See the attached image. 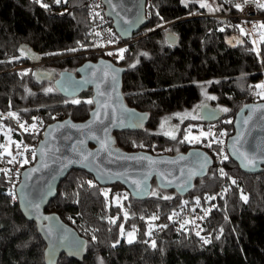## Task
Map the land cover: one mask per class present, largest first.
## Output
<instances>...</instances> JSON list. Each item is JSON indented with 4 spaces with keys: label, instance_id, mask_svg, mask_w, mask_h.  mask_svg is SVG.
I'll list each match as a JSON object with an SVG mask.
<instances>
[{
    "label": "trees",
    "instance_id": "trees-1",
    "mask_svg": "<svg viewBox=\"0 0 264 264\" xmlns=\"http://www.w3.org/2000/svg\"><path fill=\"white\" fill-rule=\"evenodd\" d=\"M91 1L0 0V129L12 130V154L21 143L20 123L36 121L47 127L58 120L83 122L88 118L93 103L86 101L92 100L91 92L79 95L76 104L54 83L61 73L75 74L78 67L98 56L125 71L121 85L125 104L150 118L141 132L114 134L117 149L151 155L185 153L192 147L184 140L188 126L207 132L213 127L214 137L223 144L212 142L208 147L207 139H202L207 147L198 148L205 150L213 163L184 197L159 189L152 180L151 192L170 194V199L151 192L147 197L132 198L118 183L102 188L86 172L74 170L61 182L44 212L58 215L86 240L83 264H264V172L246 175L229 158L221 163L225 141L234 132L236 113L262 91L256 86L264 84V39L258 34L264 8L257 7L260 41L255 45L234 19L239 9L235 5L245 0H215L213 14L194 0H147V26L130 41H118L125 45L120 59V49L111 51V56L101 52L104 45L93 36L89 18ZM248 2L260 4L259 0ZM168 32L176 36L175 46L166 43ZM24 52L33 54L39 66L32 67ZM39 69L50 77L38 80L35 73ZM48 88L53 91L46 92ZM203 92L216 97L210 103L213 108L229 109L221 111L220 121L178 123L180 132L175 140L159 132L166 120L198 107ZM9 112L16 113L19 121L7 118ZM229 120L232 123H226ZM221 132L227 134L220 136ZM23 138L32 141L29 135ZM37 138L40 141L42 135ZM8 159L11 157L1 156L0 169H10ZM220 168L228 175L221 176ZM6 179L0 172V264H45V244L36 225L24 219L18 202L7 195ZM242 193L247 201L241 199ZM209 196L215 199H206ZM117 198L122 208L117 206ZM205 209H211L207 216ZM179 211L200 218L177 226L169 217ZM152 216L158 219L152 220ZM110 218H117L116 222L110 223ZM128 233L134 235L132 243L125 239ZM58 264L77 263L62 256Z\"/></svg>",
    "mask_w": 264,
    "mask_h": 264
},
{
    "label": "water",
    "instance_id": "water-1",
    "mask_svg": "<svg viewBox=\"0 0 264 264\" xmlns=\"http://www.w3.org/2000/svg\"><path fill=\"white\" fill-rule=\"evenodd\" d=\"M101 1L105 18L111 22L113 30L121 40L130 41L134 35L147 26V0H111V3L108 0ZM165 41L169 46L177 44L176 36L170 32L165 34ZM113 70H115V80L112 79ZM105 72L108 76L102 79ZM124 74L125 71L112 62L99 59L96 62H85L77 68L75 74L61 73L54 83L63 96L71 99L91 90L94 102L85 121L74 122L71 119H63L45 127L42 139L36 147L34 164L21 173L16 192L17 202L21 215L27 222L36 225L45 244V264H58L62 256L77 264H83L86 254V240L61 221L58 215L44 212L56 197L59 185L71 171L86 172L102 188L118 183L132 198L147 197L151 192L152 180L156 181L159 189L174 191L184 197L193 189L195 181L205 177L212 166L211 156L198 147H191L185 153L174 156L151 155L143 151L125 152L115 147L114 134L141 132L146 128L150 119L147 113L139 112L125 104L121 93ZM35 77L38 80H44L50 76L46 72L37 71ZM85 80L90 82L83 83ZM261 106H264V101L243 106L234 117L233 134L225 141V152L229 159L246 175H258L264 172V152H262L264 149V120L260 119L264 107ZM252 107L259 110L253 113ZM97 112L98 117L95 115ZM249 115L253 118L245 126L242 121ZM200 117L204 123L215 124L221 120L222 113L219 109L203 105L200 108ZM104 129L107 131L105 132ZM239 133H243L247 141L245 148L250 152L254 151L257 155V162L254 166L242 167L241 161L232 155L233 138ZM93 136L97 138L93 139ZM80 141H83V144ZM101 141L107 144V149H101ZM73 146L76 151H73ZM42 150L44 155H41ZM81 152L93 155L87 160H82ZM197 154L206 157L209 161L203 169L200 168ZM125 157L150 159H126ZM32 169H37V171L32 172ZM135 180L142 181L139 189L133 183ZM37 189L46 195L39 201V210L35 212L26 209L24 197L29 192L35 194ZM28 198L31 199V197ZM43 217L49 219L44 220ZM49 229H51V236L48 235ZM65 232L69 240H76L81 244L79 250L68 246V241H63V243L58 241V237Z\"/></svg>",
    "mask_w": 264,
    "mask_h": 264
},
{
    "label": "snow or ice",
    "instance_id": "snow-or-ice-1",
    "mask_svg": "<svg viewBox=\"0 0 264 264\" xmlns=\"http://www.w3.org/2000/svg\"><path fill=\"white\" fill-rule=\"evenodd\" d=\"M38 2H40V0H38ZM54 2L59 4L61 2H66V0H54ZM108 2L111 3V0H108ZM245 2L247 3L248 0H245ZM256 6L258 8H264V5L257 4ZM41 7L47 8L48 5L41 3ZM97 7H99V5H97ZM200 7H202V8L203 7H208L210 11L212 10L211 7L205 2V0H201ZM235 7L240 8L242 10L241 5H235ZM94 14H95V16L99 17V13H94ZM117 15H119V14H117ZM101 19H102V17H101ZM125 23H129V21H125ZM260 27L264 28V23H262L260 25ZM220 30L223 31V29H220ZM240 30H241V33L243 34L244 30L243 29H240ZM262 39H264V36H262ZM109 42L111 43V41H109ZM254 43H255V41H254ZM75 50L76 49H72V51H75ZM124 51H125V49H120L119 52L117 53V55H119L120 59H123ZM113 54L114 53H111V52L107 53V55H110V56L113 55ZM89 67H91V66H89ZM114 72H115V70H113V75H112V79L113 80L116 79ZM93 75H95V74H93ZM107 76H108V73L105 72L104 76L101 77V78L103 79V78H105ZM89 82L90 81L85 80L83 83H89ZM256 87L261 89V90H264V84L257 85ZM45 91L50 93V92L53 91V89L52 88H48ZM256 95H259L262 99H264V91H260V92L256 93ZM206 98L207 99H213V100L216 99V97H214V96L206 97ZM71 102L72 103H76V104L80 103L79 100H75V99L72 100ZM93 102H94L93 100L86 101V103H88V104H92ZM246 107H250V106H246ZM261 107H264V106H261ZM258 110L259 109L256 108V107H252L251 108V111L253 113H255ZM220 111L227 112V111H229V109L222 108V109H220ZM95 115L98 117L99 113L97 112ZM177 115H179V114H177ZM185 115H187V114H185ZM7 118H14L17 121H19V117L14 112H9L7 114ZM192 118L195 119L196 117L193 116ZM252 118H253L252 115H249L246 119H244L242 121L243 125L247 126L249 124V122L252 120ZM33 119L35 120L36 118H33ZM260 119L264 120V112L261 113ZM101 123H102V121H101ZM226 123H232V121L229 120V121H226ZM137 126H139V125H137ZM72 127H76V126L72 125ZM20 128L24 129V131H29V128L25 127L24 124H20ZM30 128L33 131H35L37 129V125L35 123H33L32 125H30ZM11 131H12L11 129H8V132H11ZM104 131L106 132L107 129H104ZM5 134L7 135V133H5ZM165 134L169 135L171 137V139H173V140L176 139V136L173 133H171V132H168V133H165ZM210 134L211 133H205V132L202 131L199 136H192L191 135V128H189L188 129V133L184 135V140L188 141L190 143L191 142H200L201 138H207ZM226 134L227 133H225V132H221L219 135L220 136H225ZM66 138L70 139V137H66ZM92 138L96 139L97 137L93 136ZM181 142H183V141H181ZM213 142H216L218 144H223L222 140L216 139L215 137L213 139ZM12 143H15V142L11 141V138L9 136V145H11ZM80 143L83 144V141H80ZM246 143H247V141L244 138V134L243 133H239L236 137L233 138V143L231 145L232 155L237 157L241 161V166L245 167V168H247L249 166H254L256 164V162H257V155L254 154V151L250 152L248 149L245 148V144ZM15 146H16L17 149L21 148V144H19V143H17ZM207 146L211 147V143H209ZM141 147H143V145H141ZM0 149H3V152H0V156H3V155L6 154L7 156L11 157V159L7 160L8 164L18 163V161L16 159V156L12 154V152L9 150L8 146L0 144ZM101 149H107V144L104 141H101ZM24 151H28V148L26 146L24 147ZM73 151H76L75 146H73ZM220 151H221V153H223V149H221ZM262 152H264V149H262ZM17 155H21L22 156L23 153L22 152H18ZM41 155H44L43 150L41 151ZM92 155H93L92 153L84 154L83 152H81L82 160H87L88 157L92 156ZM32 158L33 159L36 158V153L35 152L32 153ZM125 158L126 159H150V158H147V157H125ZM197 158L200 161V168L201 169L205 168L207 166V164L209 163L208 159L206 157H201L200 154H197ZM228 158H229L228 155L223 154L222 158H221V163H223L224 161H227ZM180 159H183V157H180ZM150 162L151 163H155L154 161H150ZM27 163H29V160L27 158H25V159H23V161L21 163V166H23V164H27ZM172 163H175V161H172ZM85 166H87V165H85ZM31 171L35 172V171H37V169H32ZM0 172H2L5 176H9V174L11 173V169L3 168V169H0ZM219 173H220L221 176H227L228 175L224 171L223 168L219 169ZM161 175H164V173H161ZM229 179H231V178L229 177ZM87 183H88V185L90 187L94 186L91 181H88ZM133 183L137 186V189H139L142 181L135 180V181H133ZM169 183H171V181H169ZM235 183H236V181L232 180V184H235ZM9 195L13 196V198H15V193L9 192ZM45 195H46V193L41 192L39 189H37L35 191V194H33L32 192H29L24 197L26 209H28L30 211L38 212L39 207H40L39 201H41L44 198ZM103 195L105 196V198H107L108 193L105 192V193H103ZM151 195L157 196L158 193L157 192H151ZM28 197H31V199H29ZM161 198L165 199V200L170 199V197H167V196H164V197H161ZM124 199H127L126 195H125ZM206 199L212 200V199H215V197L209 196ZM241 199L247 201L248 197L243 195V193H242L241 194ZM198 204H199V199H197V205ZM117 206L121 207V208L123 207V205L120 204V202H119V198H117ZM193 211H194V209H193ZM210 211H211V209H205L204 210V216H207ZM117 218H110L109 222L114 224L116 222ZM124 218L125 219L128 218V213L127 212H124ZM203 218L204 217H201V219H203ZM43 219L44 220H48L49 218L48 217H43ZM151 219L155 220V219H158V217L157 216H152ZM169 219H171V217H169ZM187 223H194V221H185V224H187ZM162 227H166V225L162 226ZM120 228H121V234L123 235V231H124L123 230V225H121ZM51 234H52L51 233V229H49L48 230V235L51 236ZM148 234L151 235V232H149ZM197 235H199V233H197ZM128 237H129L128 243H132V240L134 239L133 233H128ZM93 239H95V237H93ZM58 241L61 242V243H63V241H68V246H70V247H72L73 249H76V250H79L80 247H81V244L78 241L69 240L68 235L66 234V232H65V234H61L58 237ZM208 242L209 241L207 239H204V243H208ZM152 246L155 247V242L154 241L152 243ZM101 264H103V261H101Z\"/></svg>",
    "mask_w": 264,
    "mask_h": 264
},
{
    "label": "built area",
    "instance_id": "built-area-1",
    "mask_svg": "<svg viewBox=\"0 0 264 264\" xmlns=\"http://www.w3.org/2000/svg\"><path fill=\"white\" fill-rule=\"evenodd\" d=\"M97 5H99V7H97ZM241 8L242 10L240 8L238 9V13L236 14V16H234V19L244 27L246 32L253 40V43L255 41L254 44L257 45L258 42L255 39V34L258 29V24L261 22V19L257 15V6L253 2L246 3L244 1L241 4ZM94 13H99V17L95 16ZM89 18L93 22V36L97 41H99V43L104 45V48L101 52H111L114 50L122 49L125 46L118 44L120 37L115 33L112 26L108 24L107 19L104 16V6L101 0H92L90 2ZM109 41H111V43ZM262 101H264V99H262L255 93L251 98L250 103H258ZM34 123L37 125V129L35 131L30 128L29 124H24L25 127L29 128V131H24V129L20 128V124L22 123L18 124V129L22 138L21 143H19L21 144V148L17 149L15 147V156L18 163L11 164V173L9 174V176H7L5 182L7 195L13 201H18L16 192L18 184L21 180V173L24 169L32 166V164L34 163L36 158H32V153H36V147L39 143L37 137L39 134L42 135L45 130V126L41 122L35 121ZM25 135H29L32 138V141H25L23 138ZM25 146L28 148V151H24ZM18 152H22L23 155H17ZM25 158L29 160V163L23 164V166H21V163ZM9 192L15 193V198H13V196H10ZM199 218V215L180 211L171 215L172 222L177 226L185 224V221L199 220Z\"/></svg>",
    "mask_w": 264,
    "mask_h": 264
},
{
    "label": "rangeland",
    "instance_id": "rangeland-1",
    "mask_svg": "<svg viewBox=\"0 0 264 264\" xmlns=\"http://www.w3.org/2000/svg\"><path fill=\"white\" fill-rule=\"evenodd\" d=\"M199 6H200V3H201V0H194ZM205 2L211 7V11L209 10L208 7H203L207 12L209 13H214L216 11V4H215V0H205ZM259 3L261 5H264V0H259ZM261 30L259 31V36H260V39L262 38V36H264V28H260ZM255 39L256 41H260L257 37V35L255 34ZM116 51V50H115ZM114 52V51H112ZM24 54H26L30 59H31V66L34 67V66H39V63L37 61V58L33 56V54L31 53H28V52H24ZM37 71V70H36ZM39 72H42V69H39L38 70ZM206 97H210L208 96L206 93L203 92V98H202V101L200 103V105L196 108H194L193 110H190V111H187V112H184V113H181L179 115H174L171 119H168L166 120L165 122L162 123V126L160 128V131L162 134H164L166 137L168 138H171L169 135H166L165 133H168V132H171L173 133L175 136L178 134V132H180V125H178V123H184V121H187V122H190L191 124H193L194 122H198V121H201V117H200V108L201 106L203 105H207V106H210V107H213L210 103L212 101V99H207ZM78 98V97H77ZM75 98V100H79ZM187 114V115H185ZM195 116L196 118L193 119L192 117ZM172 120H176V123L172 122ZM194 126V125H193ZM191 128V135L192 136H199L200 133L203 131L205 133H211L207 138H201V141L200 142H191L190 144L192 145V147H207L205 146L203 143H202V139H207L208 143H212L213 142V137H214V130H213V127H210L208 132L204 129H196V128H193L191 126H188L185 130H184V135L188 133V129ZM7 133V135L5 134ZM3 136V141H1V137ZM9 136L11 137V134L10 132H8V129H0V144L2 145H5V146H8L9 147V150H11V145H9ZM12 141V140H11ZM224 150V148H223ZM0 152H3V149L0 150ZM6 155V154H5ZM1 158V156H0ZM153 192H157L159 197H164V196H167V197H171L170 194H165V193H161L160 191H157V190H153ZM153 196V195H152ZM189 223L187 224H183V226H186L188 225ZM156 228L155 226L152 227V229ZM125 239L126 241L128 242V234L125 235Z\"/></svg>",
    "mask_w": 264,
    "mask_h": 264
},
{
    "label": "flooded vegetation",
    "instance_id": "flooded-vegetation-1",
    "mask_svg": "<svg viewBox=\"0 0 264 264\" xmlns=\"http://www.w3.org/2000/svg\"><path fill=\"white\" fill-rule=\"evenodd\" d=\"M99 59H105V60H108L109 61V59L108 58H106V57H100V56H98V57H96V59L95 60H89V62H96L97 60H99ZM90 92H91V97H90V99H92V91L91 90H89ZM77 99H79V98H77ZM74 100V99H73Z\"/></svg>",
    "mask_w": 264,
    "mask_h": 264
}]
</instances>
